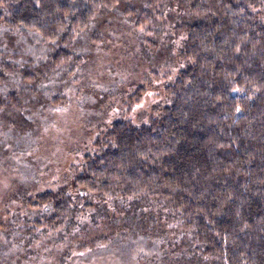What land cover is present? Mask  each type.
<instances>
[{"label": "trees", "instance_id": "1", "mask_svg": "<svg viewBox=\"0 0 264 264\" xmlns=\"http://www.w3.org/2000/svg\"><path fill=\"white\" fill-rule=\"evenodd\" d=\"M112 11L144 42L166 34L161 46L172 63L160 75L149 71L162 83L169 78L162 98L134 122L147 84L121 88L94 117L105 129L67 184L40 189L38 177L12 189L0 264H75L107 232H147L152 205L163 219L180 220L209 264H264V0H0L9 34L47 45L26 67L0 59V129L36 126L23 117L27 90L3 92L4 71L31 94L37 81L67 66L75 72L80 34Z\"/></svg>", "mask_w": 264, "mask_h": 264}, {"label": "rangeland", "instance_id": "2", "mask_svg": "<svg viewBox=\"0 0 264 264\" xmlns=\"http://www.w3.org/2000/svg\"><path fill=\"white\" fill-rule=\"evenodd\" d=\"M4 27L0 25V48L7 51L4 56L0 52L1 60H20L26 67L27 58H33L38 51L40 56L47 47L38 38L12 35ZM163 34L149 36L155 44L148 39L144 42L146 38L135 32L118 11L106 12L80 34L75 47L83 58L75 72L69 73L67 66L48 80L37 81L36 92L31 94L30 86L4 71L8 78L3 92L18 91L20 87L27 90L32 99L23 105L25 109L30 108L23 117L36 126L30 131L0 129V220L3 224L10 211L7 204L11 202L13 188L35 184L38 177L40 189L68 183V171L81 166L84 154L93 151L91 142L105 129L94 126L98 120L94 117L104 104L110 105L120 97L121 88L129 90L133 84H147L141 103L133 110L134 122L145 121L157 108L162 98L159 92L169 78L162 83L149 76V71L155 69L160 75L169 68L172 54L167 55L161 46L168 39ZM94 36L99 40L94 41ZM160 52H164L163 63L158 61L162 57ZM158 64L161 66H155ZM5 116L0 112V124ZM112 118L113 115L108 119ZM151 208L147 206V232L140 234L133 226L120 229L121 232H107L103 234L106 238L87 249L83 259L75 264H209L193 248L179 219H163L156 214V205Z\"/></svg>", "mask_w": 264, "mask_h": 264}]
</instances>
